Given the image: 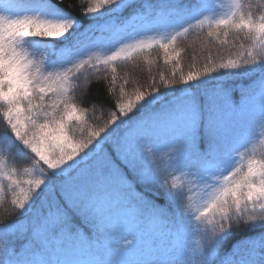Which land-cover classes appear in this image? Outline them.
Wrapping results in <instances>:
<instances>
[{"label": "snow or ice", "instance_id": "6c2138e0", "mask_svg": "<svg viewBox=\"0 0 264 264\" xmlns=\"http://www.w3.org/2000/svg\"><path fill=\"white\" fill-rule=\"evenodd\" d=\"M72 9L0 0V264H264V0ZM205 26L221 50L185 73ZM154 47L171 78L126 90L117 64ZM93 77L111 108L85 105Z\"/></svg>", "mask_w": 264, "mask_h": 264}, {"label": "trees", "instance_id": "16d2710c", "mask_svg": "<svg viewBox=\"0 0 264 264\" xmlns=\"http://www.w3.org/2000/svg\"><path fill=\"white\" fill-rule=\"evenodd\" d=\"M71 3L73 5V14L82 15V7H86L88 0H65V5ZM258 11V10H257ZM231 39V37H229ZM206 45V46H205ZM180 46L184 48V52L181 53V64L183 71L186 73L189 70V65L192 63L193 56L196 57L197 66H202L204 63V58L211 51L213 56L221 50L219 42L212 40L207 37V27L203 29H192L185 37L181 38ZM226 54V47L224 50ZM148 59L153 60V63L149 65L146 63L143 56L137 57L131 62H122L117 64L118 76H123L125 72L129 73V84L126 85V90L131 91L134 86H146L149 83V77L153 76L156 79V83L160 84V73H163L166 78H171L172 64L166 65L163 60L162 50L154 47L146 54ZM150 69V71H149ZM179 73H177V78ZM133 81L136 84H133ZM119 83H122L118 79ZM236 98L239 97V93L235 94ZM89 101H94L97 105H104L106 108L112 107V100L109 98L106 92V84L104 81H97L94 77L91 83L88 85L87 95L85 97V105H88ZM100 111L98 110L94 116L99 117ZM93 123H103L102 120H92ZM5 134L11 136L10 129H8L6 122L3 120L2 114H0V147L5 149L8 148V141L4 139ZM255 147L257 151L261 149L262 146L256 144ZM251 151V148H249ZM7 156V152L4 154ZM8 162L11 165L17 167L18 171L22 172L23 167L30 166L28 160L23 156L16 153V149H12V156L7 157ZM10 195L6 199L3 207H0V212L3 208L10 207Z\"/></svg>", "mask_w": 264, "mask_h": 264}, {"label": "rangeland", "instance_id": "374dc122", "mask_svg": "<svg viewBox=\"0 0 264 264\" xmlns=\"http://www.w3.org/2000/svg\"><path fill=\"white\" fill-rule=\"evenodd\" d=\"M40 51H43V50H39L36 52V59L39 60L40 59Z\"/></svg>", "mask_w": 264, "mask_h": 264}]
</instances>
